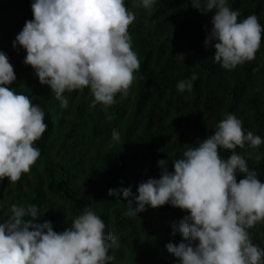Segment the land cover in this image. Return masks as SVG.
Returning a JSON list of instances; mask_svg holds the SVG:
<instances>
[{"label":"clouds","instance_id":"1","mask_svg":"<svg viewBox=\"0 0 264 264\" xmlns=\"http://www.w3.org/2000/svg\"><path fill=\"white\" fill-rule=\"evenodd\" d=\"M155 3L136 0L135 6L150 10ZM190 5L202 15L213 13L204 46L214 47L212 57L223 69L255 59L264 35L256 15L238 21L239 12L228 0H190ZM31 11L32 19L12 46L26 51L23 63L31 66L62 108L69 106L66 92L85 88L94 97L93 106L102 104L105 109L116 103L117 94L128 96L141 65L128 32L135 14L125 0H32ZM197 78L192 74L179 81L177 90L191 91ZM15 80L13 65L0 51V180L13 183L40 157L35 142L47 128L41 107L9 87ZM120 139L114 129L111 140ZM262 144L264 139L245 131L243 122L228 114L212 135L189 145L183 158L172 161L173 171L167 161L159 160L160 177L141 182L135 195L131 186L110 189L108 195L127 200L128 217L166 204L185 211L170 226L171 236L179 234L182 242L165 245L177 264H264V248L254 244L249 233L264 222V182L235 151L247 145L254 153ZM221 149L232 154L225 159ZM238 173L243 177L239 182ZM40 216L35 204L11 206L7 219L0 222V264L113 261L109 251L116 237L106 232V224L92 209L86 208L62 232L54 231L50 221L35 222Z\"/></svg>","mask_w":264,"mask_h":264},{"label":"trees","instance_id":"2","mask_svg":"<svg viewBox=\"0 0 264 264\" xmlns=\"http://www.w3.org/2000/svg\"><path fill=\"white\" fill-rule=\"evenodd\" d=\"M125 2L135 14L128 32L141 65L128 96L117 94L116 103L105 109L93 106L85 88L66 92L69 106L64 109L23 63L26 51L12 46L32 19V0H0V51L16 75L9 87L41 107L47 125L35 142L41 155L31 171L15 183L0 180V222L13 204H35L41 215L35 222L50 221L54 231L62 232L90 208L116 237L110 264H177L165 245L182 242L179 234L171 236L170 226L187 213L166 204L128 217L127 200L108 192L131 186L135 195L141 182L160 177L157 162L162 159L173 171L172 161L212 135L228 114L264 139V35L255 59L226 70L214 61V47L204 46L213 13L202 15L190 0H156L150 10L136 7V0ZM228 6L239 12L238 21L254 14L264 26V0H228ZM192 74L198 76L192 90L179 92L177 83ZM114 129L119 142L111 140ZM235 151L264 182V144L254 153L247 145ZM220 154L227 159L232 153L221 149ZM239 175L237 182L243 178ZM249 233L264 248V222Z\"/></svg>","mask_w":264,"mask_h":264}]
</instances>
